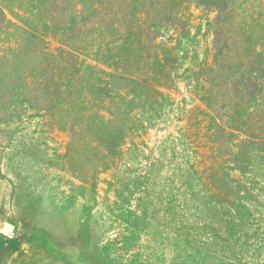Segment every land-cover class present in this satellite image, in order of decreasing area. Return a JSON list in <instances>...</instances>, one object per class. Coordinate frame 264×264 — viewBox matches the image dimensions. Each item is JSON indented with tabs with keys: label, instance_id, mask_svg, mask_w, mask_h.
Masks as SVG:
<instances>
[{
	"label": "rangeland",
	"instance_id": "rangeland-1",
	"mask_svg": "<svg viewBox=\"0 0 264 264\" xmlns=\"http://www.w3.org/2000/svg\"><path fill=\"white\" fill-rule=\"evenodd\" d=\"M228 1L177 0L180 18L149 40L173 53L170 77L155 80L164 94L106 168L102 134L26 104L0 109V223L11 227H0V264H264V144L246 141L257 103L243 123L206 96L220 43L239 35L241 53H264V0ZM5 12L20 24L24 13ZM9 26L0 46L28 36ZM41 32L60 45L56 31ZM98 49L81 58L111 70Z\"/></svg>",
	"mask_w": 264,
	"mask_h": 264
},
{
	"label": "trees",
	"instance_id": "trees-1",
	"mask_svg": "<svg viewBox=\"0 0 264 264\" xmlns=\"http://www.w3.org/2000/svg\"><path fill=\"white\" fill-rule=\"evenodd\" d=\"M226 1L218 0L217 8L224 6L228 10L229 1L223 5ZM176 3L177 0H0V42L10 24H15L20 33H28L16 45L0 46V109L10 114L26 104L34 112L64 117L68 124L74 123L75 131L102 134L106 141L98 140L95 145L102 148L98 167L106 168L133 130L130 123L156 112L159 97L164 94L155 80L170 77L167 61L173 53L158 49L149 40L154 41L167 24L171 25L173 16L180 18ZM6 8L24 13H15L20 24L8 18ZM164 14L168 17L162 19ZM37 27L43 32L56 31L62 37L60 45L50 47ZM104 33L112 35L111 41L103 43L100 36ZM91 35L98 36L93 39ZM240 38L236 35L233 41L228 39L218 45L213 81L206 96L214 106L220 101L221 108L232 112V116L234 113L243 123L252 111L247 110L249 102L256 101L257 106L251 108L256 110L254 122L250 123L254 136L246 141L261 145L264 139L257 138L255 131L258 127L264 129V64L257 56L264 59V53L256 54L254 47L241 53L244 42ZM94 41L99 44L96 60L111 70L81 58Z\"/></svg>",
	"mask_w": 264,
	"mask_h": 264
},
{
	"label": "water",
	"instance_id": "water-1",
	"mask_svg": "<svg viewBox=\"0 0 264 264\" xmlns=\"http://www.w3.org/2000/svg\"><path fill=\"white\" fill-rule=\"evenodd\" d=\"M0 227H2L3 230L7 232L11 230V227L8 224L3 225L2 223H0Z\"/></svg>",
	"mask_w": 264,
	"mask_h": 264
}]
</instances>
